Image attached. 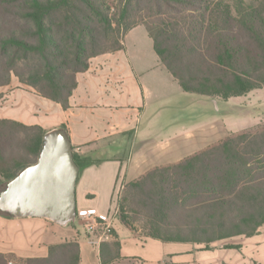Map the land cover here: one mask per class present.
<instances>
[{"label":"trees","instance_id":"trees-1","mask_svg":"<svg viewBox=\"0 0 264 264\" xmlns=\"http://www.w3.org/2000/svg\"><path fill=\"white\" fill-rule=\"evenodd\" d=\"M137 26L186 93L227 101L264 88V9L242 1L232 9L227 0H0V88L14 76L67 110L77 75L92 58L123 50L124 36ZM45 133L0 120L1 190L37 162ZM73 158L80 172L94 163ZM126 196L143 202L128 206ZM119 212L132 232L145 230L142 237L163 243L256 235L264 225V130L148 172L127 186ZM109 236L100 243L102 264L120 259V240L114 230ZM0 264H8L3 256ZM24 264H80L78 240Z\"/></svg>","mask_w":264,"mask_h":264},{"label":"crops","instance_id":"crops-1","mask_svg":"<svg viewBox=\"0 0 264 264\" xmlns=\"http://www.w3.org/2000/svg\"><path fill=\"white\" fill-rule=\"evenodd\" d=\"M123 46L90 60L88 70L77 75L67 110L12 80L0 88V120L43 130L64 127L73 152L94 161L79 173L76 210L94 209L112 224L121 245L120 259L111 264H264V237L258 235L264 225L245 237L241 252L202 251L198 244L144 238L111 219L122 184L180 163L245 129H235L242 125L237 123L240 115L232 122L230 113L215 112L242 97L222 101L184 92L162 65L143 26L126 33ZM98 153L107 155L100 158ZM77 235L76 226L0 213V256L8 264L47 258L50 247L74 240L80 246V264H102L100 242Z\"/></svg>","mask_w":264,"mask_h":264},{"label":"water","instance_id":"water-1","mask_svg":"<svg viewBox=\"0 0 264 264\" xmlns=\"http://www.w3.org/2000/svg\"><path fill=\"white\" fill-rule=\"evenodd\" d=\"M79 172L66 130L46 131L37 162L0 191V213L15 219H44L61 227L73 224Z\"/></svg>","mask_w":264,"mask_h":264},{"label":"rangeland","instance_id":"rangeland-1","mask_svg":"<svg viewBox=\"0 0 264 264\" xmlns=\"http://www.w3.org/2000/svg\"><path fill=\"white\" fill-rule=\"evenodd\" d=\"M239 1H242L244 3L245 7H247V8L258 7V8L264 9V0H227V2L231 5L232 9L236 8V6L239 4ZM12 80L18 81V79L14 76H12L11 81ZM11 81H10V83H11ZM215 112H220L221 114H225V113L229 114L230 113V120H232V122L235 121V119H236V117H238V115H240L237 123H240L242 125L241 126H238V125L235 126V129L239 130V129H242V127H245V129L240 131V132H237V133L231 132L229 134V136L225 137V139L223 141H226L228 138L235 137V136H237L241 133H244V132L256 133V132L263 131L264 130V88H262L260 90L253 91L250 94H248V95H246L240 99L231 100L229 105H226V107L225 106L220 107V111H218V109H216ZM245 123H246V125H245ZM239 127H241V128H239ZM46 131H48V130H46ZM19 136H21V135H19ZM222 142H220V143H222ZM12 147H14V146L12 145ZM16 152L20 153L21 151H16ZM97 155L100 156V158H105L107 154L106 153L105 154L98 153ZM94 157H96V155H94ZM34 160H35V157H34ZM170 166H172V165H170ZM166 167H169V166H162V167L154 168L151 171L156 170V169L166 168ZM151 171H149V172H151ZM143 177H141V178H143ZM1 178H2V176L0 175V179ZM139 180H136L134 182H130L127 184H122L120 186L118 192L116 193V196L114 197V201H113L114 204L112 205L113 207L111 208V211H110L113 214L112 215L113 217H111V219L112 218L114 219V217L117 220L120 219L119 217L121 214L119 212V204L121 203V201H123L125 190H126L127 186H129L130 184L135 183ZM156 181H157V179H155L154 182H156ZM152 188H153L152 190H156L155 186H153ZM0 190H1V186H0ZM131 198L127 197L128 200H127L126 205L129 206V205H131L132 202L135 204L143 202L142 201L143 197H134L133 201H131L132 200ZM135 208H141V207L139 205V206H135ZM142 221L143 220L141 219V221L135 222V225H137V226L142 225L143 224ZM113 224H114V221H113ZM102 230H103V227H100L101 232H99V236H101ZM112 230H114V228L112 227V224H111V231ZM134 233H136V232H134ZM109 234L110 233H107L104 236L102 235V241L100 243H102L104 241H110L111 237L109 236ZM136 234L143 236V235H145V230L138 229ZM258 235L264 237V226L260 229ZM244 240H245V237L240 236V237H236V238H233L230 240H223V241H220L219 243H215L212 245L211 244L210 245H200L199 250L210 251V250H215V248H222L224 250L232 249L235 252H241V249H242L241 243ZM83 249H86V247H83Z\"/></svg>","mask_w":264,"mask_h":264},{"label":"built area","instance_id":"built-area-1","mask_svg":"<svg viewBox=\"0 0 264 264\" xmlns=\"http://www.w3.org/2000/svg\"><path fill=\"white\" fill-rule=\"evenodd\" d=\"M73 224L78 230L77 237L84 239L94 237L98 242L102 241V235L104 236L111 232L110 222L101 219L98 212L94 209L78 210ZM100 227H103L101 236H99Z\"/></svg>","mask_w":264,"mask_h":264}]
</instances>
